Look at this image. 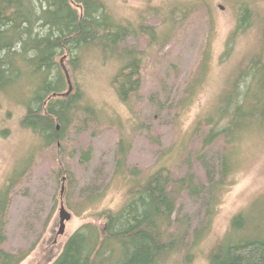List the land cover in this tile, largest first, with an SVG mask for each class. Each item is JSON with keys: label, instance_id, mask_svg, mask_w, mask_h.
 Returning <instances> with one entry per match:
<instances>
[{"label": "rangeland", "instance_id": "374dc122", "mask_svg": "<svg viewBox=\"0 0 264 264\" xmlns=\"http://www.w3.org/2000/svg\"><path fill=\"white\" fill-rule=\"evenodd\" d=\"M188 1L109 0L123 23L133 28L156 27L160 38L151 43L148 35L135 32L119 43V51L143 53L141 86L130 106L118 99L112 87L113 76L124 61L109 54L103 60L96 50L88 53L89 65L81 70L78 82L95 111L78 113L58 145L56 141L46 146L44 138L21 124L26 110L23 100L34 80L31 76L21 74L13 87L0 92V190L10 176L23 170L10 193L7 239L2 246L14 252L30 250L20 264H52L75 230L96 221L97 211L117 209L125 203L127 181L115 173L122 137L129 144L128 174L136 168L138 176H143L164 164L176 178L194 176V190L176 188L177 210L166 236L179 247L177 264H183L184 254L192 248L196 251L193 264H207L208 247L228 230L236 213L245 209L250 216H264V133L253 132L239 141V165L220 192L209 236L201 240L203 243L191 245L195 229L209 219L212 180L219 177V156L227 144L221 137L202 152L205 129L198 128L195 133L189 129L213 101L236 58L256 45L264 0H190L193 7L187 13L169 18L174 3L182 12ZM243 6L254 14L252 25L246 35L239 36L228 61H222L225 42L236 28ZM208 55L210 66L201 83L198 80ZM197 83L196 94L190 92ZM189 94L192 101L188 106ZM232 146L229 143L226 147ZM89 149L90 159L85 160L83 155ZM61 169L64 173L58 176ZM63 183L65 192L61 195ZM62 201L72 217L60 232Z\"/></svg>", "mask_w": 264, "mask_h": 264}, {"label": "trees", "instance_id": "16d2710c", "mask_svg": "<svg viewBox=\"0 0 264 264\" xmlns=\"http://www.w3.org/2000/svg\"><path fill=\"white\" fill-rule=\"evenodd\" d=\"M187 5L181 12L174 3L169 18L187 13L193 7L190 0ZM253 16L249 7L240 9L236 28L220 56L222 61H228L234 53L239 36L248 33ZM135 32L148 35L151 43L160 38L156 27L133 28L123 23L109 0H0V92L13 87L21 74L31 76L34 80L28 89L30 94L23 100L26 110L21 124L44 138L46 146L56 141L58 145L78 113L95 111L92 102L84 98L78 82L81 70L89 65L88 53L92 50L98 51L103 60L109 54L124 61L113 76L112 87L118 99L130 106L141 86L143 53L134 49L119 51V43ZM257 38L253 48L236 58L213 101L200 111L189 129L192 133L198 128L205 129L201 134L202 152L221 137L227 145L233 144L225 145L220 153L219 177L212 180L209 219L195 229L192 246L203 243L201 240L209 236L220 192L225 190L227 179L239 165V141L253 132L264 133V18ZM208 60L209 55L202 64L198 80L201 83L208 74ZM198 85L189 91L196 94ZM191 101L189 94L186 105H191ZM128 150L129 144L122 137L115 173L126 178L125 203L117 209L97 211L96 221L85 222L75 230L52 264H177L179 247L176 240L166 236L177 210L176 188L194 190V176L176 178L164 164L143 176H138L136 168L128 174ZM90 156L91 149L83 158L89 160ZM19 171L0 190V264H20L30 251H8L2 246L7 239L10 193L23 170ZM262 221L264 216H250L245 209L233 215L228 230L208 247L207 264H264ZM195 252L194 248L189 249L183 256V264H193Z\"/></svg>", "mask_w": 264, "mask_h": 264}, {"label": "water", "instance_id": "95a60500", "mask_svg": "<svg viewBox=\"0 0 264 264\" xmlns=\"http://www.w3.org/2000/svg\"><path fill=\"white\" fill-rule=\"evenodd\" d=\"M195 1H206V0H195ZM220 8L223 9L224 6H223V5H220ZM69 84H70V89H72V86H71V82H70V81H69ZM64 180H65V179H63V181H64ZM62 185H63V186H62V189H61V195H63L64 192H65L64 183H63ZM59 216H60V232H63L64 229H65V223H66V221L70 220L71 217H72V213H70V212L66 209V207H65V205H64V203H63V201L61 202V207H60V213H59Z\"/></svg>", "mask_w": 264, "mask_h": 264}, {"label": "flooded vegetation", "instance_id": "af4514ba", "mask_svg": "<svg viewBox=\"0 0 264 264\" xmlns=\"http://www.w3.org/2000/svg\"><path fill=\"white\" fill-rule=\"evenodd\" d=\"M207 1H209V0H207ZM210 1H213V0H210Z\"/></svg>", "mask_w": 264, "mask_h": 264}, {"label": "bare ground", "instance_id": "6f19581e", "mask_svg": "<svg viewBox=\"0 0 264 264\" xmlns=\"http://www.w3.org/2000/svg\"><path fill=\"white\" fill-rule=\"evenodd\" d=\"M65 205V204H64Z\"/></svg>", "mask_w": 264, "mask_h": 264}]
</instances>
